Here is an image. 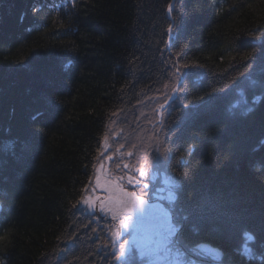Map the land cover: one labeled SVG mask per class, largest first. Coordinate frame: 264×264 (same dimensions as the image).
<instances>
[{
    "label": "trees",
    "instance_id": "obj_1",
    "mask_svg": "<svg viewBox=\"0 0 264 264\" xmlns=\"http://www.w3.org/2000/svg\"><path fill=\"white\" fill-rule=\"evenodd\" d=\"M148 110L181 184L173 245L264 264V0H0V264H121L79 200L110 131L129 147Z\"/></svg>",
    "mask_w": 264,
    "mask_h": 264
},
{
    "label": "rangeland",
    "instance_id": "obj_2",
    "mask_svg": "<svg viewBox=\"0 0 264 264\" xmlns=\"http://www.w3.org/2000/svg\"><path fill=\"white\" fill-rule=\"evenodd\" d=\"M165 86V85H164ZM162 87L158 89L154 95L151 97L152 105L155 107L159 105V103L165 98V96L169 93V88ZM174 94H172L173 96ZM175 98V97H174ZM172 99L170 100V102ZM159 112V111H158ZM151 110L145 112L146 120L145 127L139 128L134 135L136 136L135 140L131 139V144L128 146L129 142L125 139L119 137V131L114 128L110 131L108 137L103 143L102 146V155L100 154L99 162L95 169L94 179L91 184V188L89 189V196L96 195L102 196V200L106 197H111V199L105 200V203L108 207L113 209L119 208V198L122 196V193L119 191L120 187H123L124 191H134L138 190V188H142V183L146 182L147 178L139 177L138 172L136 171V167L132 162H135V148L138 150L141 148V151L153 154L152 160L155 161V157H158L159 161L161 160L157 150L154 151V143L152 132L154 131L153 117H151ZM158 117V115H157ZM140 126V124H138ZM137 125V127H138ZM142 129V131H140ZM128 137L130 135H127ZM120 140H122L120 142ZM112 141H115L116 147L113 146ZM123 147L125 149H123ZM128 153H132V155H128ZM111 155L113 160L108 161L105 157ZM155 156V157H154ZM156 162V161H155ZM119 163L120 167L117 168L116 164ZM100 164H103V170L100 169ZM124 164H128L129 168L125 169L123 167ZM160 163L157 165L153 163V167L149 170V188L152 190L150 195L147 196L146 200L148 201V205L146 208V212L143 217L136 216L134 218L139 222V230L144 232L145 239L149 241L147 250H151L153 252H158L155 250L154 246L157 243L158 248L162 244L163 234L165 233L168 224L165 223L162 216L164 212H169L171 217V211L167 204H171L169 201V192L171 191V182L173 178L166 174L165 169ZM97 175L100 177L101 184L110 188L109 192H105L99 188H95V180ZM123 177V180H120L119 177ZM129 176H133L136 179L142 181L141 184L130 185L127 180ZM92 189H95L94 193ZM158 199V201H157ZM87 211L92 208H88L87 206L82 205ZM108 207L102 211L103 214H106V219L108 217ZM111 212V211H109ZM109 214V213H108ZM91 216V215H90ZM93 217V216H92ZM94 218V217H93ZM171 226L175 227L174 222L171 220ZM173 240V238H172ZM168 251L159 252V256L162 258L157 264H204L203 260L206 258H197L194 256L193 252L191 253H183L181 251H177V248L172 244L168 245ZM208 258L211 262H216V259L211 256V254L207 251ZM135 262L132 264H150L149 258H138L137 255L132 257ZM153 261L156 260V257L152 258ZM121 264H129L130 260L127 257L124 261L119 260Z\"/></svg>",
    "mask_w": 264,
    "mask_h": 264
},
{
    "label": "snow or ice",
    "instance_id": "obj_3",
    "mask_svg": "<svg viewBox=\"0 0 264 264\" xmlns=\"http://www.w3.org/2000/svg\"><path fill=\"white\" fill-rule=\"evenodd\" d=\"M172 10V5L169 4L168 5V11L171 13ZM33 13L37 12L38 9L37 8H33L32 9ZM22 19V17H21ZM173 31L172 26L169 25L168 27V32L171 33ZM253 39H256L257 37L253 36ZM255 54V49L252 52L247 53L243 59L247 60L250 59L252 57H254ZM173 67L175 68V73H176V77L177 79H179V77L181 75H183L182 73V69H188L190 67H199V65H192L189 63H183L180 64L179 62H177L176 64L173 65ZM248 67H251V65L249 64ZM240 75H244V73H240ZM165 88H170L171 89V93L172 94H176L178 95L180 91H183V88H178L175 86H171L166 84L164 86ZM173 98L172 95H166L165 99L159 103V108L160 109H164L165 105L168 104L169 100H171ZM200 100H203L204 97H199ZM193 103L192 100H188L186 103L183 104V107L185 109H188L189 106ZM41 114L40 113H36L35 115H33L32 119L36 120L39 118ZM168 148L163 146L159 141L157 142V152L159 154V156L162 158L160 161H156L155 163L157 165H159L160 163H162L163 161L167 160V152H168ZM193 151V149L191 147H189L188 152L189 154H191V152ZM102 155V154H101ZM128 155H132V153H128ZM106 160L111 161L113 160V157L111 155L105 157ZM145 164H147L149 167L153 164L152 160H145ZM116 167L119 168L120 164L117 163ZM123 167L125 169L129 168L128 164H124ZM99 170H103V164H100V169ZM136 171L139 174V177H143V178H148L149 176V170L148 168L145 167H138L136 169ZM120 180H123V177H119ZM128 184L130 185H137V184H141L142 181L139 179L134 178L133 176H129L128 180H127ZM91 188V183H89L88 185L85 186V193L88 192V190ZM95 188H99L105 192H109L110 188L107 186H104L101 184L100 181V177L99 175H97L96 180H95ZM142 188L143 189H148L149 188V183L148 182H143L142 183ZM181 188V184L175 180H173L171 182V191L169 192V201L172 204H176L178 199H179V195H178V190ZM93 193L95 191V189H92ZM119 191L122 193V196L119 198V208L118 209H113L111 207H108L105 203V200L111 199V197H106L104 198V200L101 199L100 196H96V195H84L81 197V199L79 200V203L81 205L87 206L88 208H95L96 207V202L99 201V207L100 209L103 211L105 210L106 207H108V211L113 212L112 215V219L113 220H118V227L120 230H122L123 232H131L132 233V237L131 239H125L123 241V243L119 244V253L118 255L115 256V258L117 260H123L126 255L128 253L131 252L132 247L135 246L137 247L141 258L144 257H148L150 264H157L158 261H160L162 258L159 256V252L163 251V252H167L168 249V245L173 243L172 238L174 236H177L179 233V228L178 227H172L171 226V217L169 212H164L163 213V220L165 221L166 224H168V227L165 231V233L163 234V238H162V246L161 248L158 250V252H153L151 250H146L143 247H140L137 244L136 241V234L139 231V226L136 223V221L134 220V217L136 216H140L143 217L145 212H146V208L148 205V201L145 199V197L148 195V192L144 191L142 193H137L136 191H124L123 187L119 188ZM73 208L77 207L76 204L72 205ZM117 211L120 213V215H117ZM185 219H187V217H185ZM111 231V235L114 241L119 240L120 239V232H118L116 229H110ZM177 244V251H179V242H176ZM107 246V245H106ZM115 247V245H113ZM128 246V247H126ZM156 257V260L153 261L152 258Z\"/></svg>",
    "mask_w": 264,
    "mask_h": 264
},
{
    "label": "flooded vegetation",
    "instance_id": "obj_4",
    "mask_svg": "<svg viewBox=\"0 0 264 264\" xmlns=\"http://www.w3.org/2000/svg\"><path fill=\"white\" fill-rule=\"evenodd\" d=\"M100 197L102 199V196H100ZM157 201H158V199H157ZM99 203L100 202L97 201L96 202V207L95 208H92L90 211L88 210L87 212H88V214L93 213V215H91V216L94 217L93 218V221L100 223L101 224V227H102L103 224H105L107 222H110L109 227L107 228V230L109 231L110 229H113L114 228L118 232H120V239L114 241L113 238H112V235H111V231H110L111 246H112V248H113V250H114L115 253H119V244L120 243H123V241L125 239H131L132 233L131 232H123L122 230L119 229V227H118V220H113L112 219L113 212H109L108 211V213H109V214L107 213L108 217L106 219H104L106 217V214H103L102 213V210L99 207ZM117 215H120V213L118 211H117ZM134 220L136 221V223L140 227L139 222L137 221V219L134 218ZM145 237L146 236H145L144 232H142V231L139 230L138 233L136 234V241H137V244L140 247H143L144 249L147 250V246H148L149 241L147 239H145ZM113 245H115V247ZM161 246H162V244H161ZM161 246L158 248L157 243H155L154 248H155V250H158V249L161 248ZM126 247H128V246H126ZM136 255H137V257L139 259L141 258L140 253H139L137 247L133 246L131 252L128 253L126 255V257L123 260H121V261H124L128 257L129 260H130V263L129 264H132L133 262H135L132 257H134Z\"/></svg>",
    "mask_w": 264,
    "mask_h": 264
},
{
    "label": "water",
    "instance_id": "obj_5",
    "mask_svg": "<svg viewBox=\"0 0 264 264\" xmlns=\"http://www.w3.org/2000/svg\"><path fill=\"white\" fill-rule=\"evenodd\" d=\"M179 85H180V83L177 85V87H179ZM175 95H176V94L173 95L172 100L174 99ZM91 215H93V213H91Z\"/></svg>",
    "mask_w": 264,
    "mask_h": 264
}]
</instances>
